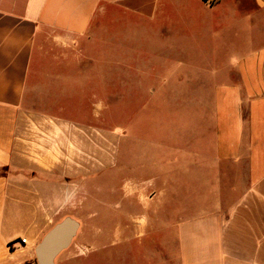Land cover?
Listing matches in <instances>:
<instances>
[{
	"label": "crops",
	"instance_id": "obj_1",
	"mask_svg": "<svg viewBox=\"0 0 264 264\" xmlns=\"http://www.w3.org/2000/svg\"><path fill=\"white\" fill-rule=\"evenodd\" d=\"M113 17L151 32L152 82L141 69L137 85L173 83L184 88L178 101L201 106L181 142L157 127L151 157L168 163L167 175L135 176L150 184L123 194L136 219L125 211L126 221L88 224L97 233L87 236L86 264H264V0H0V264H36L35 246L77 202L79 175L90 176L76 154L68 164L57 153L63 138L38 155L29 126L65 137L78 127L30 121L59 118L34 115L31 103L41 86L78 87L79 56L88 61ZM48 49L62 71L49 80L39 65ZM164 206L176 216L171 234L157 223Z\"/></svg>",
	"mask_w": 264,
	"mask_h": 264
},
{
	"label": "rangeland",
	"instance_id": "obj_2",
	"mask_svg": "<svg viewBox=\"0 0 264 264\" xmlns=\"http://www.w3.org/2000/svg\"><path fill=\"white\" fill-rule=\"evenodd\" d=\"M109 26L106 36L102 31L96 33L88 61L85 62L84 57L79 56L76 67L78 87L61 86V81L56 87L41 86L35 101L31 103L34 115L59 118H33L30 121L44 124L58 122L64 127L70 124L78 127L76 134H68L65 137L61 136L59 131L55 133L50 125L41 124L38 128L29 126L30 141L35 144L32 147L39 151L38 155L51 151L55 148L54 142L60 143L63 138V142L67 143V150H58L57 153L66 155L67 159L63 157V160L68 164H71L70 161L75 159L76 154L79 169L89 170L90 174L88 177L85 172L79 175V198L77 202L74 199L71 203L68 202L62 217L76 220L82 229L69 247L59 253L55 264H86L87 249L90 245L87 240L89 236L92 239V235L97 233L88 224L101 223L108 226L126 221L130 216L133 219L138 217L131 209L133 200L125 199L123 194L127 189L139 191L144 186L149 188L150 184L135 181V176L143 174L146 179H150L154 172H162L165 176L168 173V163L156 164L157 160L151 157L150 144L153 139V142L156 140L157 127L163 134L172 128L174 141L181 142V132L187 126L186 118L189 119L192 114L190 112L201 106L199 103L178 101L184 96V88L174 87L173 83H169V87L165 88L138 86V71L141 69L152 82V64L156 63L150 45L151 32L145 28V24L137 27L136 24L114 17ZM182 33L180 31L178 35L181 37ZM104 37L109 39V47L107 40L104 42ZM48 51L50 50L41 55L39 65L43 71L47 70L46 76L49 80L53 79L54 74L62 71L54 72L53 66L57 63ZM172 59L181 57L174 54ZM47 79L43 81L48 82ZM43 81L40 80L41 83ZM70 90L71 96L65 93ZM151 91H155V94L151 95ZM161 94L165 98L172 94L174 101L156 102ZM152 113L158 115L156 119ZM31 153L37 154L34 151ZM136 165H139L138 169L134 168ZM63 178L71 179V176L68 173L63 175ZM87 179L89 183L86 182ZM166 190L163 199L168 196ZM164 208L167 217H160L157 223L167 226L160 233L171 234L172 220L176 216L166 214L167 208ZM125 211L131 213L130 216L126 217ZM20 226L21 224H17L14 229L19 231ZM17 242L20 243V239ZM90 242L92 243V240ZM102 243L100 240L99 245Z\"/></svg>",
	"mask_w": 264,
	"mask_h": 264
},
{
	"label": "water",
	"instance_id": "obj_3",
	"mask_svg": "<svg viewBox=\"0 0 264 264\" xmlns=\"http://www.w3.org/2000/svg\"><path fill=\"white\" fill-rule=\"evenodd\" d=\"M78 228L79 223L70 217L54 224L35 246L36 264H55L56 257L69 247Z\"/></svg>",
	"mask_w": 264,
	"mask_h": 264
},
{
	"label": "built area",
	"instance_id": "obj_4",
	"mask_svg": "<svg viewBox=\"0 0 264 264\" xmlns=\"http://www.w3.org/2000/svg\"><path fill=\"white\" fill-rule=\"evenodd\" d=\"M20 242L23 243L24 242V239H21Z\"/></svg>",
	"mask_w": 264,
	"mask_h": 264
}]
</instances>
